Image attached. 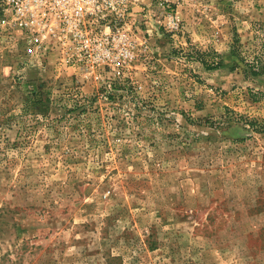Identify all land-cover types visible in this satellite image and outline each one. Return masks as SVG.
Masks as SVG:
<instances>
[{"label":"rangeland","instance_id":"1","mask_svg":"<svg viewBox=\"0 0 264 264\" xmlns=\"http://www.w3.org/2000/svg\"><path fill=\"white\" fill-rule=\"evenodd\" d=\"M138 2L130 66L0 34V264H264V0Z\"/></svg>","mask_w":264,"mask_h":264},{"label":"built area","instance_id":"2","mask_svg":"<svg viewBox=\"0 0 264 264\" xmlns=\"http://www.w3.org/2000/svg\"><path fill=\"white\" fill-rule=\"evenodd\" d=\"M179 1L150 0L164 10L168 32L180 28L179 16L166 10ZM141 6L138 0H0V34L21 39L41 66L53 52L67 67L130 66L142 49Z\"/></svg>","mask_w":264,"mask_h":264},{"label":"trees","instance_id":"3","mask_svg":"<svg viewBox=\"0 0 264 264\" xmlns=\"http://www.w3.org/2000/svg\"><path fill=\"white\" fill-rule=\"evenodd\" d=\"M205 54V53H204ZM204 54H201V57H203L204 56ZM201 57H200V59H201ZM202 61V62H201ZM200 62L202 63V65H204V67L207 69V70H212V69H215V68H217L220 64H221V62H219V63H214V62H211V63H209V62H205V60H201ZM251 67H253V66H251ZM254 74H256L255 72H254Z\"/></svg>","mask_w":264,"mask_h":264}]
</instances>
